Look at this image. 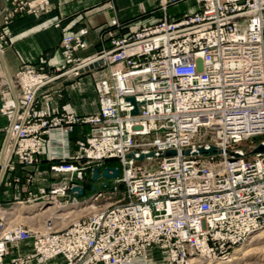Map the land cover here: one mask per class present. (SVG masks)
<instances>
[{"label": "built area", "instance_id": "obj_1", "mask_svg": "<svg viewBox=\"0 0 264 264\" xmlns=\"http://www.w3.org/2000/svg\"><path fill=\"white\" fill-rule=\"evenodd\" d=\"M52 2L12 0L3 7L4 23L47 13ZM155 2L162 18L127 36L110 32L109 48L81 56L88 42L68 34L55 64L18 71L21 102L5 132L2 183L19 182L9 174L47 153L60 160L51 171L68 179L16 204L92 211L64 228H34L9 222L11 211L0 204V264L9 245L22 241H31L44 262L215 263L264 230V152H255L264 146V0ZM99 60L103 65L89 71H108L95 79L97 113L35 115L40 93L53 89L62 98L52 86ZM79 125L89 129L73 156L70 136ZM109 160L117 166L105 167L118 168L119 177L79 200L72 188H84L92 169ZM33 181L28 174L27 186Z\"/></svg>", "mask_w": 264, "mask_h": 264}, {"label": "crops", "instance_id": "obj_2", "mask_svg": "<svg viewBox=\"0 0 264 264\" xmlns=\"http://www.w3.org/2000/svg\"><path fill=\"white\" fill-rule=\"evenodd\" d=\"M12 0H0V36L2 50L0 51V77L8 88L0 89V151L5 144L6 129L12 121V113L21 102V96L13 85L12 78L17 72L31 64L34 66L46 62L53 65L59 59L58 46L60 40L68 34H80L89 44L81 56H88L110 47L109 33L115 32L123 37L132 34L140 27L157 23L162 18V11L153 8L155 0H53V7L47 13L23 14L14 17L8 24L4 23V5L11 6ZM117 20L119 26L111 25ZM11 79V89L8 78ZM62 98L51 94L40 93L34 113L37 116L56 115L63 112H73L83 116L97 113L99 110L98 94L90 72L83 73L78 78L65 82ZM87 126H77L71 134L70 153L76 154L75 142L84 138L88 132ZM60 160H50L47 153L39 164L24 168L20 165L9 174L11 178L19 177V182L8 185L5 181L0 185V204L7 209L18 201H26L29 192L42 196L57 182L68 179L67 174L57 175L50 167L59 164ZM108 166L104 164V167ZM34 175V181L27 186L26 176ZM109 181L100 178L93 182L87 176L84 195L78 196L84 200L89 193L100 189ZM27 189V190H25ZM9 214L8 221L13 217ZM33 256L27 260L28 256ZM17 257L23 258L26 264H65L61 257L49 262H43L34 256L31 241H22L9 245L8 254L3 264H13Z\"/></svg>", "mask_w": 264, "mask_h": 264}, {"label": "rangeland", "instance_id": "obj_3", "mask_svg": "<svg viewBox=\"0 0 264 264\" xmlns=\"http://www.w3.org/2000/svg\"><path fill=\"white\" fill-rule=\"evenodd\" d=\"M153 8L156 10H160L156 2L153 5ZM173 11H174V8L171 9V12ZM90 73L92 74L93 82L95 84L96 77L98 78L100 76H105L108 74V71L105 70L102 72H90ZM1 78L2 77H0V89L8 88L7 83L4 82L5 80ZM12 81H13V85L18 90L17 74L12 78ZM66 81L67 80H61L57 82L55 86L54 85L52 86L53 88L60 87L62 89V96H63V90L65 88ZM52 90L48 92L47 94L52 93V95H54V92ZM54 96L59 98L56 95ZM92 195H93V192L92 193L90 192L88 196H92ZM101 203L102 205H105L107 202L103 200L101 201ZM35 204L36 202H29L23 205L22 204L12 205L13 208L9 209V211H11V213H13L14 216L9 222H12L13 224H24V225L26 224L34 228L48 227V225L51 223L54 226H56V228H64L68 226L73 220L84 217L90 211H92V210H89V212L82 211L83 210L82 208H76V211L72 212L73 210L72 207H58L55 205H50L49 203L43 208H37V207H40L41 205H35ZM17 206H22L24 211L22 213H16L15 209ZM50 206H54L55 208L48 209ZM33 208H37V210H35L34 212H26ZM236 256H239V258L235 259ZM32 257L33 256L30 255V258ZM30 258H27V260H29ZM14 260L16 262H13V264H26V262L21 257H17ZM209 263L210 264H264V230H260L256 234H254L246 244L238 247L235 250V252L232 253V255L224 261L215 262V263L209 262L208 260H204L202 262L198 261V264H209Z\"/></svg>", "mask_w": 264, "mask_h": 264}, {"label": "water", "instance_id": "obj_4", "mask_svg": "<svg viewBox=\"0 0 264 264\" xmlns=\"http://www.w3.org/2000/svg\"><path fill=\"white\" fill-rule=\"evenodd\" d=\"M102 65H103V60H99L98 62H94L93 64H90L89 66H87L84 69H82L81 73L89 72V71H91V70H93L95 68H98V67L102 66ZM7 78H8V82H9V85H10L11 89H13V85H12L11 79L9 78L8 75H7ZM131 101L134 102V99L131 98ZM136 112H137V110L134 111V113H136ZM7 141H8V137H6L5 144H4V146L2 148V151H1V159H0L1 163H2L3 153H4L6 145H7ZM214 150H215V147H212L209 151H206V152L213 153ZM200 151L201 152H205L204 149H201ZM255 152H264V146L263 145L258 146V148L255 150ZM166 154L167 155H174L175 152L174 151H170V152H167ZM130 157H132V155H130ZM3 176H4V170L0 174V185L2 183ZM118 177H119V169L118 168H112V167H104V168H102L101 166H96V167H94L92 169V172H91V179H92L93 182H96L100 178L115 179V178H118ZM107 186H108V184H107ZM72 191L76 192V194L78 196L84 195V188L82 186H74L72 188Z\"/></svg>", "mask_w": 264, "mask_h": 264}, {"label": "bare ground", "instance_id": "obj_5", "mask_svg": "<svg viewBox=\"0 0 264 264\" xmlns=\"http://www.w3.org/2000/svg\"><path fill=\"white\" fill-rule=\"evenodd\" d=\"M8 156H9V152L7 151V146H6V148H5V151H4V153H3V157H2V163L3 164H5L6 162H7V159H8ZM46 205H44V207H45ZM70 207H72L73 208V210H72V212H75L76 211V208H81L80 206L79 207H75V206H70ZM37 208H40V207H37ZM37 208H33V209H31V210H29V211H26V212H34L35 210H37ZM53 208H55L54 206H50L48 209H53ZM83 208V207H82ZM39 210V209H38ZM24 211V209H23V207L22 206H17L16 207V209H15V212L16 213H22ZM71 212V211H70ZM243 254V253H242ZM239 258V256H236L235 257V259H238ZM198 261H200V260H198V259H194L193 260V263L194 264H198ZM210 264V263H209Z\"/></svg>", "mask_w": 264, "mask_h": 264}, {"label": "trees", "instance_id": "obj_6", "mask_svg": "<svg viewBox=\"0 0 264 264\" xmlns=\"http://www.w3.org/2000/svg\"><path fill=\"white\" fill-rule=\"evenodd\" d=\"M104 164L108 166H117V162L115 160L106 161Z\"/></svg>", "mask_w": 264, "mask_h": 264}]
</instances>
